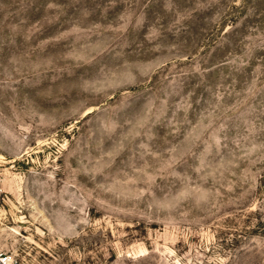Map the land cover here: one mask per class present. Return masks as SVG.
Listing matches in <instances>:
<instances>
[{"label": "rangeland", "instance_id": "1", "mask_svg": "<svg viewBox=\"0 0 264 264\" xmlns=\"http://www.w3.org/2000/svg\"><path fill=\"white\" fill-rule=\"evenodd\" d=\"M0 256L264 264V0H0Z\"/></svg>", "mask_w": 264, "mask_h": 264}, {"label": "built area", "instance_id": "2", "mask_svg": "<svg viewBox=\"0 0 264 264\" xmlns=\"http://www.w3.org/2000/svg\"><path fill=\"white\" fill-rule=\"evenodd\" d=\"M0 263L1 264H8V258L0 256Z\"/></svg>", "mask_w": 264, "mask_h": 264}]
</instances>
